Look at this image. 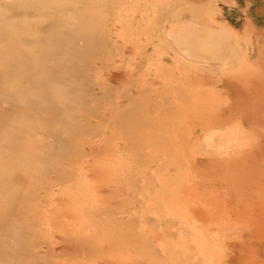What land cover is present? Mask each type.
Masks as SVG:
<instances>
[{
	"label": "rangeland",
	"instance_id": "1",
	"mask_svg": "<svg viewBox=\"0 0 264 264\" xmlns=\"http://www.w3.org/2000/svg\"><path fill=\"white\" fill-rule=\"evenodd\" d=\"M0 264H264V0H0Z\"/></svg>",
	"mask_w": 264,
	"mask_h": 264
}]
</instances>
